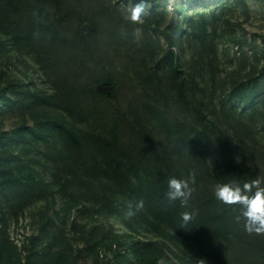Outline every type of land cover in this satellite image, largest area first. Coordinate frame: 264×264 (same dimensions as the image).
Masks as SVG:
<instances>
[{"label":"rangeland","instance_id":"374dc122","mask_svg":"<svg viewBox=\"0 0 264 264\" xmlns=\"http://www.w3.org/2000/svg\"><path fill=\"white\" fill-rule=\"evenodd\" d=\"M72 4L80 13L65 22L69 42L57 43L54 55L62 68L69 63L79 75L80 64L68 55L83 58L85 41L80 82L100 95L82 97L81 105L104 113L109 121L98 132L116 129L132 161L118 159L108 169L86 142L67 146L57 127L44 130L47 141L35 138L30 130H38L36 123L14 104L30 93L54 92L36 56L18 55L0 32V264H264V250L244 242L249 233L236 221L239 205L222 204L212 191L216 183L264 181V0H147L136 24L128 19L129 0ZM127 27L134 28L133 37ZM169 50L186 75L189 101L180 100L167 79L160 88L156 78L149 80L153 70L163 75L157 63ZM107 76L114 83L110 89L103 85ZM242 84L254 89L245 100L235 94ZM192 105L209 118L212 143L203 156L190 151L205 142L181 155L176 150L200 127ZM127 118L150 132V150ZM57 119L81 126L69 116ZM220 130L228 141L225 156ZM190 174L195 183L189 207L168 202V178ZM148 196L150 205H171L168 223L149 212ZM141 199L144 208L127 217L128 202ZM226 210L230 243L213 237L192 241L189 233L208 230L203 213ZM184 211L194 213L187 225L180 219ZM250 235L264 242V234Z\"/></svg>","mask_w":264,"mask_h":264},{"label":"trees","instance_id":"16d2710c","mask_svg":"<svg viewBox=\"0 0 264 264\" xmlns=\"http://www.w3.org/2000/svg\"><path fill=\"white\" fill-rule=\"evenodd\" d=\"M74 1L80 2L81 0ZM79 8L80 6L72 4V0H0V32L9 38L18 55L26 53L36 56L40 71L45 75L44 79L46 83L54 92L51 95L44 94L43 96L30 93L25 99L17 101L14 106L19 102L23 110L27 112L36 123L38 130H30L35 138L47 141L48 135L44 130L57 127L59 137L65 141L67 146L80 148L81 144L86 142L93 152L97 153L99 159H102L106 167L112 169L118 162V159L132 161V157L127 152L126 148L121 145L116 129L112 130V134H110V132H98L100 125H105V123L109 121L104 113L93 109L85 110L81 105L82 97H91L93 94L97 96L100 95V93H95L93 91L89 83L83 84L80 82V78L84 74L83 68H85V64L87 63L82 62L81 59H84L83 61L87 59L89 47L85 43V46L88 48L83 49L84 40H81L82 48L80 51L84 52L83 58L78 55L73 56L71 54L72 52L68 55L69 61H76L80 64L79 75L74 73V68L72 66L70 67L69 63L66 65L67 70L62 68L63 65L57 61L58 57L54 55V48L57 43L65 45L69 42L65 33V31H67L65 22L74 14L80 13ZM52 10H54V12H52ZM89 23L91 28L96 27V20L94 17L89 20ZM129 29L132 32L131 37H133L135 30L134 28ZM77 38L78 34H76L73 39ZM153 51L154 48L150 53V57L154 61L156 55ZM157 66L163 71V75L153 70L152 75L149 76V80L156 78L158 81V88H160L164 78L167 79L169 84L174 88L178 98L182 101H189L186 90V75H184L181 65L176 62L173 50H169L163 59L157 63ZM103 85L110 89L114 86V83L112 79L107 76L105 77ZM251 91H254V89H250V87L246 89L242 84L235 94H237V96L243 95L241 100H245L248 98ZM191 107L200 127H195V136L191 140L182 142L177 146L176 150L177 154L181 155L187 151V148L196 146L200 142H205L206 144L201 150L199 149L198 152L190 151L192 155L199 154L203 156L212 143V137L207 131V122L209 118L208 114L199 105H192ZM131 114L135 116L133 113ZM54 115H57V117L54 118ZM61 115L64 117H71V119L76 120L78 125L81 126H66L60 119H57L60 118ZM127 122L132 128L135 127L139 137L145 141L148 150H150L151 146L154 145L150 132L147 131L146 128L138 127L140 123L136 118L133 119L132 122L127 118ZM94 123L98 125L91 127L94 126ZM84 125L86 127H84ZM219 141L221 154L225 156L224 147L228 141L225 132L222 130H220ZM236 149L241 153L245 152L243 146H237ZM99 163L101 162L99 161ZM95 166L98 168L100 164L95 163ZM73 168L78 171V167ZM150 200L151 197L148 196L146 202L147 204L149 203V212L153 211L159 217L166 216L164 219L165 222L168 223L170 216H167V214L173 211L171 205L167 202L161 204L151 203L150 205ZM228 213H230V210L221 213H203V219L208 222V230L202 235L198 233H189L193 238L192 241L204 242L207 238L213 237L217 242L230 243L229 231L226 230V218ZM153 227L159 233V236H164V229L161 233L158 231L157 225ZM244 242L250 248L264 250V242L258 237L247 234V236L244 237ZM17 264L32 263L21 262Z\"/></svg>","mask_w":264,"mask_h":264},{"label":"clouds","instance_id":"9594fccd","mask_svg":"<svg viewBox=\"0 0 264 264\" xmlns=\"http://www.w3.org/2000/svg\"><path fill=\"white\" fill-rule=\"evenodd\" d=\"M147 0H129L130 14L129 21L133 24L139 23L145 15ZM127 35L126 32L123 33ZM190 183H195L194 176L189 175L188 179L168 178L166 199L168 202L179 201L182 208H188L192 197L193 188ZM264 181L259 178L252 179L242 185L238 181L227 183H216L213 186V194L217 201L224 205H239L237 223H242L244 230L249 234H264ZM144 208V201H129L125 215L133 217ZM193 212L184 211L180 219L187 225L193 219Z\"/></svg>","mask_w":264,"mask_h":264}]
</instances>
